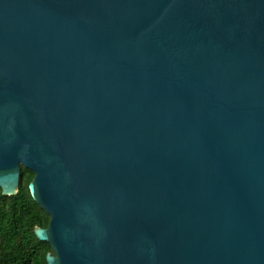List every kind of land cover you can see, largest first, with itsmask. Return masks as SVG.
<instances>
[{
  "label": "water",
  "instance_id": "obj_1",
  "mask_svg": "<svg viewBox=\"0 0 264 264\" xmlns=\"http://www.w3.org/2000/svg\"><path fill=\"white\" fill-rule=\"evenodd\" d=\"M47 264H264V0H0V189Z\"/></svg>",
  "mask_w": 264,
  "mask_h": 264
},
{
  "label": "trees",
  "instance_id": "obj_2",
  "mask_svg": "<svg viewBox=\"0 0 264 264\" xmlns=\"http://www.w3.org/2000/svg\"><path fill=\"white\" fill-rule=\"evenodd\" d=\"M26 176L19 192L6 198L0 190V264H47L51 245L40 242L36 227L47 228L50 216L32 199Z\"/></svg>",
  "mask_w": 264,
  "mask_h": 264
},
{
  "label": "flooded vegetation",
  "instance_id": "obj_3",
  "mask_svg": "<svg viewBox=\"0 0 264 264\" xmlns=\"http://www.w3.org/2000/svg\"><path fill=\"white\" fill-rule=\"evenodd\" d=\"M26 176L29 177V182H28V189H29V185H30V183L33 181V179L35 178L36 174H35L32 170L27 169V168H25V167L22 166V167H21L20 186H21V184L24 182ZM20 186H19V189H20ZM0 190H1V189H0ZM1 193H2V190H1ZM2 194H3V193H2ZM3 196H4V195H3ZM4 197L10 199V198H13L14 196H13V197H7V196H4ZM0 199H3V198H0Z\"/></svg>",
  "mask_w": 264,
  "mask_h": 264
}]
</instances>
